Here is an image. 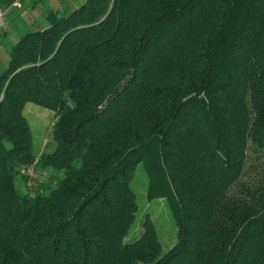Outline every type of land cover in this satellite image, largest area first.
Masks as SVG:
<instances>
[{"label":"trees","instance_id":"obj_1","mask_svg":"<svg viewBox=\"0 0 264 264\" xmlns=\"http://www.w3.org/2000/svg\"><path fill=\"white\" fill-rule=\"evenodd\" d=\"M45 15L0 72V264H264V0ZM26 104L54 114L39 157ZM28 165L48 180L22 192ZM138 165L176 228L165 253L147 213L126 240Z\"/></svg>","mask_w":264,"mask_h":264},{"label":"crops","instance_id":"obj_2","mask_svg":"<svg viewBox=\"0 0 264 264\" xmlns=\"http://www.w3.org/2000/svg\"><path fill=\"white\" fill-rule=\"evenodd\" d=\"M80 0H23L18 7H10L5 18V24L0 29V48L7 49L9 43H15L21 34L27 31L42 30L47 26L46 10L55 8L58 5L60 8L70 9L75 6ZM47 111H40L32 104H26L24 108V117L29 123L32 130V124L34 127H38L41 130V135L35 140L36 149L33 145V153L36 157H39L45 151L46 146V126L51 124V116L46 113ZM33 142V144H34ZM16 187L18 190L25 192V183L22 179L18 178L16 181Z\"/></svg>","mask_w":264,"mask_h":264},{"label":"rangeland","instance_id":"obj_3","mask_svg":"<svg viewBox=\"0 0 264 264\" xmlns=\"http://www.w3.org/2000/svg\"><path fill=\"white\" fill-rule=\"evenodd\" d=\"M58 7H59L58 5H55V8L54 7H51V8L55 10ZM7 61H8V50L1 47L0 48V72L6 68ZM34 106L40 111H47L46 113H48L49 116H51L53 113L52 111L49 112V110L41 108L39 106H36V105ZM53 120H54V117L52 115L51 124L45 127L47 128L46 136H45L46 141H47L46 146H45L46 152H51V150L53 149V144L50 141V128L52 126ZM32 128H33L31 130L32 138L34 141L36 139L38 141V137L41 135L40 132L42 128L40 129L38 127L36 128L34 127L33 124H32ZM35 142L33 145H34V148L36 149L37 142H36V145H35ZM35 170H36L37 176L40 175L42 180H46V181L48 180L47 175H45L44 173H40L37 169ZM131 187L133 188L136 194V197H137L138 214L136 217V222L131 228V231L129 235L127 236L126 240H131V239L134 240L137 237H139L141 233V228H142L141 216L147 213V215L149 214L151 216L156 226L158 238L162 245V253H165L173 244L171 243V241L174 240L175 229H176L174 226V223L172 222V218H171L166 202L164 200L147 201V199L145 198V193L147 190V176L145 172L143 171L141 165H138L136 168L135 175L131 182ZM26 190L27 188H25V191Z\"/></svg>","mask_w":264,"mask_h":264},{"label":"built area","instance_id":"obj_4","mask_svg":"<svg viewBox=\"0 0 264 264\" xmlns=\"http://www.w3.org/2000/svg\"><path fill=\"white\" fill-rule=\"evenodd\" d=\"M22 1L23 0H13L10 7H18ZM10 7L6 8V9L0 8V29L5 24V18H6V15L8 13V10L10 9ZM21 172L27 177L26 188L28 190H31L34 187V185L36 183V179H37V173H36L34 165L22 166Z\"/></svg>","mask_w":264,"mask_h":264}]
</instances>
